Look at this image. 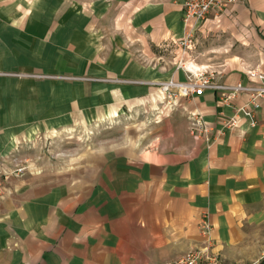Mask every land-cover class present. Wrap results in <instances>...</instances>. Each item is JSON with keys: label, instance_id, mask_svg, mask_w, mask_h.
<instances>
[{"label": "crops", "instance_id": "crops-1", "mask_svg": "<svg viewBox=\"0 0 264 264\" xmlns=\"http://www.w3.org/2000/svg\"><path fill=\"white\" fill-rule=\"evenodd\" d=\"M68 2L0 0V66L34 67L36 58L52 63L45 72L108 81L91 86L96 96L84 85L79 94L49 81L0 82V169L25 168L0 197V264H166L201 245L204 216L213 250L227 260L243 255L244 241L264 227V110L252 127L243 116L236 128L221 123L246 94L229 105L212 90L166 100L147 110V147L90 149L65 169L16 151L21 139L87 115L92 98L107 115L102 106L136 104L156 85L185 83L184 66L219 85L247 84L250 70L264 74V0H235L211 14L198 25L197 51L183 56L172 45L185 31L181 0ZM10 17L23 19L22 30L5 37L16 32L5 29ZM51 43L61 56L45 52ZM193 116L211 128L207 140L189 134Z\"/></svg>", "mask_w": 264, "mask_h": 264}, {"label": "rangeland", "instance_id": "rangeland-1", "mask_svg": "<svg viewBox=\"0 0 264 264\" xmlns=\"http://www.w3.org/2000/svg\"><path fill=\"white\" fill-rule=\"evenodd\" d=\"M18 1L20 4L28 6L38 5L37 3L40 0H27L30 2L24 3L23 1L25 0ZM67 1H69L67 3L69 5L73 0ZM73 5L74 4L72 3L70 6ZM18 6L20 5H16L15 8L17 9ZM9 19V22L6 23L5 21V29L13 27L16 32L9 34L5 31V37L10 36L11 34L20 33L22 30L20 28L23 24V19L14 20L11 17ZM25 35L26 34H22V36ZM7 42H9V39ZM45 48L50 50H46L45 52H52L54 54L59 53L57 56H61L65 51L60 46L56 45V43H51ZM67 51L68 49L66 52ZM67 53L69 54V52ZM35 59L36 58L30 59V61L33 62L34 67L30 65L24 68H29L30 70L21 69V64H13V66L6 65L4 67L0 66V82H14L20 84L21 86L23 85L24 87L37 86L41 88V83L49 81L54 83L56 90H60V88H62L70 91V93H72L71 90L78 87L76 90L79 94L83 93L84 88H80V86L84 85L85 89L87 88L85 92H88L89 95L93 92L94 96H96L97 91L96 89L91 88V86H93V84H107L108 82L105 78L103 79L89 74H79L78 72H45L44 69H46V67L44 66L52 65V63L45 62L43 60L38 61ZM46 61L51 60L46 59ZM13 62L19 63L18 61ZM58 62L71 64V62L66 59H59ZM153 88L155 92L152 96H149L146 100H140L136 104L126 102L122 104L110 103L102 106L105 107L106 112H111L107 115H104L103 111H98L99 107L97 100L92 98L91 104L93 106L89 109L90 112L87 115L78 116L75 114L70 125H58L57 128L47 131L43 129L31 136L28 140L21 139L17 143L18 149L16 153L19 151L18 154L21 153V155H27V157L44 155L46 159H48L47 162L55 169H65L70 161L74 160L78 162L83 157L84 153L88 152L90 149L98 150L113 145L129 146L131 148L133 145H139V147L143 149L144 147H147L148 144V119L146 120L147 110L158 112L161 110L163 103L167 100V93L162 90L159 85H156ZM14 167L18 166L14 165L13 168ZM13 168L5 170V172L9 174L14 170ZM22 174L20 176L11 175V178L8 181L14 178H19ZM250 234L252 236L253 232L251 231ZM258 234L260 235L259 238H251L250 240L244 241V254L238 257H231V259L227 260L223 259L219 253H216L213 249L212 251L226 263L243 264L255 261V259L260 258L264 254V227L258 228Z\"/></svg>", "mask_w": 264, "mask_h": 264}, {"label": "built area", "instance_id": "built-area-1", "mask_svg": "<svg viewBox=\"0 0 264 264\" xmlns=\"http://www.w3.org/2000/svg\"><path fill=\"white\" fill-rule=\"evenodd\" d=\"M181 15L184 24V33L180 39L173 42L174 47L181 50V55H185L191 50L196 51L197 48V28L211 14L219 16V13L225 11L229 4L235 0H181ZM186 70L187 80L185 83H174L173 81L163 82L159 86L167 93V100L174 101L176 97H188L191 94L202 95L206 90H212L217 94L219 103L225 105L231 104L240 94H246L248 100L234 109V115L230 118H222L221 126L224 128H236L238 116L247 118L250 126L256 125L255 112L264 110V74L256 70L248 72V83H236L234 85L217 84L213 81L211 74L205 70L203 72L193 73L191 70L183 67ZM211 128L205 124L200 116H193L190 123L189 134L202 137L205 140L210 136ZM11 173L7 174L5 170L0 169V197L4 193L5 186L11 175L20 176L24 167H14ZM199 235L203 242L200 247L194 250L187 251L180 258L166 264H237L226 263L212 251V240L210 234L212 224L204 216L199 221ZM242 264V263H240ZM243 264H264V254L251 261Z\"/></svg>", "mask_w": 264, "mask_h": 264}, {"label": "bare ground", "instance_id": "bare-ground-1", "mask_svg": "<svg viewBox=\"0 0 264 264\" xmlns=\"http://www.w3.org/2000/svg\"><path fill=\"white\" fill-rule=\"evenodd\" d=\"M195 68H196V67H195ZM195 68H194V66H192V65H190V66L188 67L189 70L191 69V70H193V71L196 70Z\"/></svg>", "mask_w": 264, "mask_h": 264}]
</instances>
